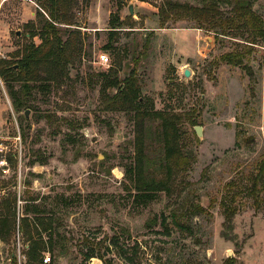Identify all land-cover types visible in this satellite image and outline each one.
Listing matches in <instances>:
<instances>
[{"label": "rangeland", "instance_id": "374dc122", "mask_svg": "<svg viewBox=\"0 0 264 264\" xmlns=\"http://www.w3.org/2000/svg\"><path fill=\"white\" fill-rule=\"evenodd\" d=\"M30 1L37 8L14 0L0 9V59L11 60L22 49L27 23L37 27L47 17L36 0ZM168 1L201 7L205 0H72L69 28L77 35L66 38L71 50L79 47L81 53L71 59L59 87L33 93L31 110H13L0 77V160L5 161L0 210L7 200L5 206L16 212L13 236L0 241V264H12V256L25 264L27 244L18 227L25 217L34 226L25 207L39 210L38 219L51 224V241L59 243L55 249L46 246L41 264L44 254L48 264H103L96 257L85 259L91 249L112 264H222L232 256L237 264H264V212L248 208L228 230L218 205L209 209L211 198L239 175L236 166L254 161L264 146V50L257 47L245 63L253 76L243 66L218 63L223 53L243 50L244 30L217 38L187 19L159 28V12ZM26 4L34 9L31 19ZM218 8L231 11L230 4ZM252 10L264 14V0H254ZM102 55L108 57L105 64ZM133 68L148 109L176 115L179 141L195 155L185 177L190 185L183 189L178 182L171 196L160 193L146 204L137 202L124 173L133 162V111L113 103L116 90L100 91L103 75L122 81ZM196 126L202 127L201 137ZM155 140L152 136L147 143ZM183 202L186 210L200 205L208 213L183 217ZM172 214L188 230L179 229ZM40 236L48 242L46 233Z\"/></svg>", "mask_w": 264, "mask_h": 264}, {"label": "trees", "instance_id": "16d2710c", "mask_svg": "<svg viewBox=\"0 0 264 264\" xmlns=\"http://www.w3.org/2000/svg\"><path fill=\"white\" fill-rule=\"evenodd\" d=\"M36 2L47 17H41L43 20L38 22L37 27L33 22L27 23L26 26L30 30L22 49L15 51L11 60L0 59V77L4 81L12 108L16 113L33 108L34 92L47 94L52 88L59 87L67 76V66L71 63V59L76 53H81L79 47L71 50V41L69 37L66 38L77 35L69 28L74 25L73 15L70 13L72 0H36ZM253 2L254 0H205L201 7H191L168 1L159 12V28H164L169 21L187 19L195 23L193 28L214 33L217 38L230 37V32L234 29L244 30L246 34L240 35L244 38L243 50L235 49L223 53L218 58V63L230 67L243 66L247 75L253 76L252 67L249 63L248 65L245 63L249 61L255 49L262 47L264 43V17L263 14L259 15L252 10ZM219 4H230V13L219 11ZM36 16H40L38 11ZM114 23L111 28H118ZM115 35V31H111L110 38H114ZM36 37L40 40L38 45L32 42ZM105 49H111V46ZM118 55L119 53H116V57ZM134 63L137 64L138 61L134 59ZM100 86L102 93L108 89L116 90L112 96L113 103L120 109L127 107L129 112L133 111L132 121L135 129L133 162L125 166L124 173L125 178L131 183L137 202L146 204L153 201L160 193L171 196L178 182L184 186L183 189L187 188L190 184L185 181V177L195 162V155L179 141L178 117L165 111L148 109L147 104L141 99V87L134 68L122 81H119L115 75H103ZM155 123L157 125L152 131L151 128ZM152 136L156 138L155 143H147ZM239 137L240 133L236 131L235 149L241 147ZM248 141L253 142V139ZM36 161L39 165L45 164L42 158ZM236 167L239 169V175L227 181L222 186L221 195L218 198H211L209 204V209L218 205L224 219L223 223L228 230L232 229L233 218L246 209L264 212V146L261 147L254 161ZM6 203L7 200L2 201L0 210L1 242L8 241L16 229L15 207L11 209L9 205L5 206ZM186 207V202H183L182 209H185L183 217L208 213L200 205L192 207V211L186 210ZM24 212L26 216H34L32 228L26 217L22 218V223L18 227L27 244L23 254L26 259L25 264H41V254L46 246L50 245L49 247L55 249L54 245L59 243L55 244L51 241L53 236L51 224L38 219L40 212L37 208L25 207ZM172 217L179 229L188 230L177 221L175 214H172ZM41 233L48 235V242L41 239ZM112 245L117 247L116 242ZM106 251L109 252L108 249ZM94 257L100 259L103 264H112L110 259L104 258L103 253L96 249H91L85 254L87 260ZM10 260L12 264H17L16 256L10 257ZM222 264H237V262L232 256L226 258Z\"/></svg>", "mask_w": 264, "mask_h": 264}, {"label": "built area", "instance_id": "2783aa9c", "mask_svg": "<svg viewBox=\"0 0 264 264\" xmlns=\"http://www.w3.org/2000/svg\"><path fill=\"white\" fill-rule=\"evenodd\" d=\"M263 17H264V14H263ZM260 48H261L262 50H264V43H263V46L260 47ZM100 61H101V63L105 64V63L108 62V57L105 56V55H102V56L100 57ZM0 148H1V147H0ZM3 152H4V149H0V153H3ZM3 165H5V161H4V160H0V166H3ZM42 261H43L44 264H48V263L50 262V257H49V255H48V254H44V257H43Z\"/></svg>", "mask_w": 264, "mask_h": 264}, {"label": "crops", "instance_id": "0c3cea01", "mask_svg": "<svg viewBox=\"0 0 264 264\" xmlns=\"http://www.w3.org/2000/svg\"><path fill=\"white\" fill-rule=\"evenodd\" d=\"M9 1H14V0H0V9L2 8V6L6 3V2H9ZM18 1H21V2H26V3H28V4H31L34 8L36 7L37 8V6L32 2V1H30V0H18ZM26 7H28L27 6V4H26ZM28 9H30L29 7H28ZM29 16H30V19L33 17V15H34V9H30L29 11ZM29 19V18H28ZM262 84H263V86H264V73H263V78H262ZM264 104V103H263ZM264 106V105H263Z\"/></svg>", "mask_w": 264, "mask_h": 264}, {"label": "water", "instance_id": "95a60500", "mask_svg": "<svg viewBox=\"0 0 264 264\" xmlns=\"http://www.w3.org/2000/svg\"><path fill=\"white\" fill-rule=\"evenodd\" d=\"M129 13L132 14V8L131 7H129ZM15 35L16 36H19L20 35V32L17 31ZM27 37H28V35H27ZM184 76L185 77H188L189 76L188 71H185L184 72ZM27 114H28V111L26 112L25 115L27 116ZM194 132H195V134H196L197 137H201V135H202V127H200V126L194 127Z\"/></svg>", "mask_w": 264, "mask_h": 264}]
</instances>
